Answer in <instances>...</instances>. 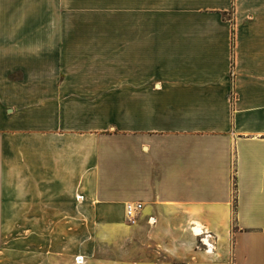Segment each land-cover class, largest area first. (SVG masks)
<instances>
[{
    "label": "crops",
    "instance_id": "1",
    "mask_svg": "<svg viewBox=\"0 0 264 264\" xmlns=\"http://www.w3.org/2000/svg\"><path fill=\"white\" fill-rule=\"evenodd\" d=\"M0 218V264H264V0H0Z\"/></svg>",
    "mask_w": 264,
    "mask_h": 264
},
{
    "label": "built area",
    "instance_id": "2",
    "mask_svg": "<svg viewBox=\"0 0 264 264\" xmlns=\"http://www.w3.org/2000/svg\"><path fill=\"white\" fill-rule=\"evenodd\" d=\"M143 204L142 202H129L127 204V218L128 220H134L137 216L139 211L141 210ZM82 256H77L76 261L81 262Z\"/></svg>",
    "mask_w": 264,
    "mask_h": 264
},
{
    "label": "rangeland",
    "instance_id": "3",
    "mask_svg": "<svg viewBox=\"0 0 264 264\" xmlns=\"http://www.w3.org/2000/svg\"><path fill=\"white\" fill-rule=\"evenodd\" d=\"M2 218V217H1ZM0 218V222H2V219ZM16 221H18V219L16 220ZM9 233V232H8ZM16 232H13V234H15ZM96 234H97V237H99V234H100V232H96Z\"/></svg>",
    "mask_w": 264,
    "mask_h": 264
}]
</instances>
